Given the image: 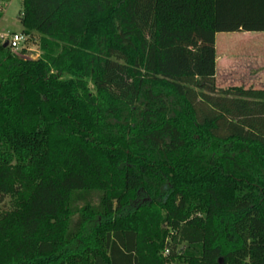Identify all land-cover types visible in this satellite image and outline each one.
Segmentation results:
<instances>
[{
    "label": "trees",
    "instance_id": "1",
    "mask_svg": "<svg viewBox=\"0 0 264 264\" xmlns=\"http://www.w3.org/2000/svg\"><path fill=\"white\" fill-rule=\"evenodd\" d=\"M21 23L42 55L0 43V264H264V89L216 85V34L264 32V0H23Z\"/></svg>",
    "mask_w": 264,
    "mask_h": 264
},
{
    "label": "rangeland",
    "instance_id": "2",
    "mask_svg": "<svg viewBox=\"0 0 264 264\" xmlns=\"http://www.w3.org/2000/svg\"><path fill=\"white\" fill-rule=\"evenodd\" d=\"M22 15L23 0H0V35H7L10 32H23ZM25 35L27 37L25 42L27 54L34 57L42 55L40 34L33 32L30 35ZM216 47L219 56L221 52L226 51L234 54L239 59L246 60L250 58L251 61L259 64L264 62V32H222L217 36ZM241 70L231 75L230 78L219 74L216 78L217 88L220 91L237 86L245 89L250 88L241 85V82H247L248 77L244 75V71H247V69ZM232 81L236 82L233 83ZM90 87L94 90L92 84H90ZM9 207L10 199L7 198L0 204V211Z\"/></svg>",
    "mask_w": 264,
    "mask_h": 264
},
{
    "label": "crops",
    "instance_id": "3",
    "mask_svg": "<svg viewBox=\"0 0 264 264\" xmlns=\"http://www.w3.org/2000/svg\"><path fill=\"white\" fill-rule=\"evenodd\" d=\"M218 34L219 33L216 34V45ZM241 69L243 71L247 69V71H244V75L249 77H247V82H241V85L254 89H264V62L259 64L251 61L250 58L246 60L239 59L238 57H235L234 54L226 51L221 52L219 56L216 47V78L219 74L225 77L229 76L230 78L231 75H234V73ZM252 78L256 80H253ZM232 82L235 83L234 81Z\"/></svg>",
    "mask_w": 264,
    "mask_h": 264
},
{
    "label": "built area",
    "instance_id": "4",
    "mask_svg": "<svg viewBox=\"0 0 264 264\" xmlns=\"http://www.w3.org/2000/svg\"><path fill=\"white\" fill-rule=\"evenodd\" d=\"M26 40L27 37L23 32H10L7 35H3V34L0 35V43L7 42L8 47L11 49L13 53L24 58L36 59L40 57L41 55H37V57H34V56H29V54H27L26 46H25ZM165 253H168V250H166Z\"/></svg>",
    "mask_w": 264,
    "mask_h": 264
},
{
    "label": "water",
    "instance_id": "5",
    "mask_svg": "<svg viewBox=\"0 0 264 264\" xmlns=\"http://www.w3.org/2000/svg\"><path fill=\"white\" fill-rule=\"evenodd\" d=\"M4 46H8V43L6 42V43H4Z\"/></svg>",
    "mask_w": 264,
    "mask_h": 264
}]
</instances>
